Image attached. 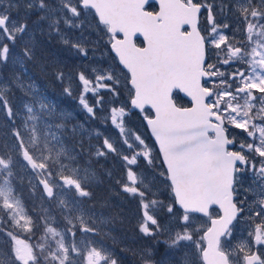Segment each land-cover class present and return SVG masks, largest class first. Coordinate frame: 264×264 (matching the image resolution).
<instances>
[{"label":"snow or ice","instance_id":"snow-or-ice-1","mask_svg":"<svg viewBox=\"0 0 264 264\" xmlns=\"http://www.w3.org/2000/svg\"><path fill=\"white\" fill-rule=\"evenodd\" d=\"M153 2L158 10L150 11ZM21 7L24 15L13 20L12 12ZM37 9V29L43 33L46 22L49 38L59 36L82 57L88 56L91 42L85 29L102 32L107 37L103 47L114 54L128 85L127 98L120 101L115 70L94 67L77 74L82 85L78 103L88 118L105 125L110 120L119 131L115 141L105 137L89 151L123 162L126 179L116 183L138 198V231L150 241L140 253L143 264H164L154 259L161 248L166 264H174L177 253L182 255L175 264H264V0H57L55 6L49 0H0V65L11 60L20 68L0 81V113L11 126L12 140L0 144V264H119L95 239L105 221L97 223L90 209L86 215L79 199L91 196L85 187L88 171L80 176L70 166L76 158L65 147L54 151L52 141L61 139L52 128L63 134L66 125L50 120L66 115L56 112L28 74L26 65L36 61L38 45L27 17ZM61 22L79 29L80 36H67ZM99 47L96 41L92 51ZM54 75L61 82L66 78L62 70ZM13 87L30 98L22 103L27 115L19 124L21 113L6 95ZM63 92L75 98L71 86ZM88 93L95 97L92 104ZM184 97L190 106L178 103ZM36 107L48 118L43 139ZM136 113L158 145L155 156L146 139L127 127V117ZM101 135L95 132L97 140ZM141 160L151 169L148 182L132 167ZM17 168L33 191L42 186L43 195L56 202L66 222L62 228L54 226L58 221L50 209L35 218L25 210L14 189V182L24 180ZM156 179L170 194L167 204L157 199ZM73 189L71 203L58 196ZM241 224L245 227L237 239ZM78 232L84 234L79 241Z\"/></svg>","mask_w":264,"mask_h":264},{"label":"trees","instance_id":"trees-1","mask_svg":"<svg viewBox=\"0 0 264 264\" xmlns=\"http://www.w3.org/2000/svg\"><path fill=\"white\" fill-rule=\"evenodd\" d=\"M152 9L154 10L155 6L153 8L152 5ZM36 14V12H33L27 17L29 23L31 21H36ZM23 15L24 9L21 7L18 18L20 19V17ZM35 40L38 45L37 59L36 61L29 62L26 65L31 80L36 84L39 93L47 98L48 102L54 104L56 107L60 105L65 106L64 111H74L73 109L78 99V93L81 91L80 86L73 88L75 98L65 95L63 89L67 87V85H65V82L55 79L54 71L62 70L63 72L69 71V73L78 74L82 70L87 71V68L85 69L83 65L84 62L78 61V58L71 53L70 49L60 42L59 36H53L52 38H49L47 35V28L45 27L43 33H35ZM138 43L140 42L138 41ZM108 55L110 57L112 56L109 52ZM112 60L115 62V65H117L115 58ZM13 70L19 72L20 68L18 65L13 66L11 60H9L7 64L0 65V77H2L5 81L8 80L9 74L12 73ZM6 95L11 100L14 111L20 110L18 102L22 97H27L15 87H13L10 92H7ZM178 103L182 104L183 106L188 105V103L183 99H179ZM87 119H89L88 115L83 114V112L74 113L73 122L83 120L87 121ZM56 121L66 122L60 118H58ZM90 123L92 122L87 123V125ZM10 132L11 126L7 121L6 115L0 113V144H3L4 142L9 144V140H11ZM66 134L67 132L64 131L63 135H60V137L68 142V146H70L72 142L74 143L73 151L76 152L72 153V156L76 158L74 162L77 164L75 165L77 166L79 164L84 166L86 164L87 167L95 170L96 173L95 178L90 180V184L86 185V189L91 193V196L84 197V207L86 208L87 205H89L96 215H108L109 218L116 219L120 228L122 225H128V227L130 225L131 227V225L135 224L137 219L135 215L136 210L133 207V204L129 201H126L123 195L119 192V186L114 180L115 176L112 178L111 175H108L110 160H112L113 155L110 154L107 157L97 158L94 154H91V152H94L95 147L98 144H102L101 136L99 140H97L96 136H92L88 140L81 138L84 146V150L81 151L80 138L78 136H68ZM91 143L93 145H91ZM90 146L91 152L89 151ZM17 189L18 191L16 194L20 196L26 211L33 215L38 191H31L28 188L22 186H18ZM165 204H167L166 200ZM37 235L39 236L40 233ZM119 238L120 242L115 244V251L113 253L115 258L118 259L119 264H143L140 258V253L141 250L148 243H150V241L147 239V242L141 244L139 243V238L137 235H134L131 238L120 235Z\"/></svg>","mask_w":264,"mask_h":264},{"label":"rangeland","instance_id":"rangeland-1","mask_svg":"<svg viewBox=\"0 0 264 264\" xmlns=\"http://www.w3.org/2000/svg\"><path fill=\"white\" fill-rule=\"evenodd\" d=\"M49 2L55 6L57 3V0H49ZM209 2H211V0H209ZM38 11L39 10L37 9L36 13H38ZM19 13H20V11H19ZM19 13L13 11L12 12V19L13 20H19V18H18ZM36 17H37V14H36ZM33 22L34 21H31L28 24L29 33H32L33 29H36L35 33L36 32L40 33V30L37 29V26ZM42 27L47 28V23L44 22L42 24ZM60 27H61V30L63 32H65V34L67 36H69L70 38L75 39V38L80 36V30L79 29L67 28L63 24V22H61ZM35 33H34V35H35ZM84 35L86 37H88V39L91 41L90 43H88L86 45V47H88V49H89L88 56L85 58V57L80 56L79 54H74L70 50L71 53L78 58V61L84 62L83 65H84L85 69L87 68V72H89V73H91L92 68H94V67L95 68H103L106 71L115 70L116 75L119 76V78H120L119 88L121 90L122 95L119 97V100L125 101L127 98L128 85L126 84L124 76L121 74L120 68L117 65H115V62L112 60L114 58L112 56L110 57L108 55V52H106L104 47H103L104 40H106L107 37L103 36V33L96 30L94 26H93V29L91 30V32H89L87 29H85ZM101 37H103V38L101 39ZM25 39H27V34L25 35ZM96 41L100 42L99 51L93 52L92 48L94 47ZM15 51L16 52L19 51V44H17ZM101 52L104 53L103 56H101ZM86 60H87V62H86ZM64 73L66 74V78H65L64 82H65V85H67V87L71 86L73 89V88L80 86V90H82V85H80V83H79V80L77 78V74L69 73V71H65ZM69 75H71L73 77L71 82L67 78ZM0 81H5V80L2 77H0ZM209 87H210V84H209ZM80 92L78 93V99H79ZM102 94L105 96L106 100L110 98L109 94L107 92H104L103 90H102ZM86 95L88 97V102L90 104L94 103L95 97L91 93H88ZM78 99H77V102L75 103V106L73 109L74 111H64L65 106H62V105L56 107L57 113L63 112L66 115V119H63L66 122L62 121L66 125V129L64 130L67 132L66 135H68V136L74 135V136H78L80 138V140H81V138H85L86 140H88L92 136H95V132L98 130L102 134L101 135V143L103 142V139L105 137H108V136L112 137V139L115 141L119 137V131H118V129H115L111 125L110 120H109L108 124H106V125L101 122V119H96V120L87 119V121H85L86 120V118H85V120H83V121L73 122L74 113L83 112V114H85V115L87 114L86 111L82 108V106L79 105ZM28 100H30L29 97H22L21 100L18 102L19 109H20L19 111H20L21 115L18 116V118H17L18 119L17 124L21 123V121L27 115L26 110H24L22 107V103L24 101H28ZM35 114L39 117L38 121L36 122L37 123V132H38V135H40L41 138L43 139V136H42L43 131H44L43 121L45 119H48V118L43 115V113L40 111V109L38 107L35 108ZM97 115H98V117L102 118L104 113L98 111ZM58 118H60V117L57 116L54 119H51L50 122H52L54 124L61 123L60 121H56ZM137 119L139 120V122ZM89 122H92V123L87 125V123H89ZM29 123L31 125V122H29ZM74 123H76V124H74ZM74 125L76 126V132L75 133L72 131V128ZM127 127L129 129H134L139 134H141L146 139V143L153 149V155L154 156L157 155L154 144L149 139L148 134L145 130V127L143 124V119L138 113L127 117ZM52 131L57 132V134H59L61 136L63 135L55 127L52 128ZM49 139H51V138L49 137ZM60 139H61V143H57L56 141H52V144L55 145L54 151L56 149H59L61 146H63L70 152L71 155H72V153L76 152V151H73V149H74V143L73 142L70 146H68V142L66 140L62 139L61 137H60ZM11 143H12V140H9V144H11ZM91 145H93V144L91 143ZM155 152H156V154H155ZM64 162L69 163V161H67V160H65ZM75 164H77V163L72 162L70 164V166L78 168L80 176L84 175L85 170H87L89 173V178L85 182V187H86V185L90 184V180L95 178V175H96L95 170L87 167L86 164L84 166H81L79 164L76 166ZM132 167L138 173V176L141 179H144L145 182H148L152 179L151 169L149 168V166L147 165V163L145 161L141 160L138 162V166H132ZM159 170L160 169H157V171H159ZM17 171L20 172V174L24 176V180H23L22 184H20L18 182H14L15 191L16 192L18 191V189H17L18 186H22V187L28 188L29 190L33 191V189L29 186L28 176L23 172V170H21L19 168H17ZM109 173H111L112 178L115 176V179H114L115 181L117 179H121V178L126 179V170L123 166V162L118 157H116L114 155H113L112 160H110ZM36 182L38 183V181H36ZM117 185L119 186V192L123 195L124 199L126 201L131 202L133 204V207L136 210L135 215H136L137 219H136L135 224L131 225V227H130V225H129V227H128V225H126V226L122 225L120 228L119 223L117 222L116 219L109 218L108 215H104V216H101L100 214L96 215L93 212L92 208L89 205H87V203H86V205H87L86 208L82 204V207L86 210V215H87L88 210L90 209L91 213H94V216L92 217V219H95L97 221V223H99L101 220L105 221L104 223L100 224V228L102 229V231L100 232L99 235L95 236V239L96 240H102L104 245L112 253H114V251H115V244L120 242V238H119L120 235H123L124 237H127V238H131L134 235H137V237L139 238V243L143 244V243L147 242L146 241L147 238L143 237L142 234H140L138 231V222L140 219V210L138 208V203H137L138 198L133 199L127 193H124L121 191V186L119 184H117ZM36 190L38 191V196L35 200V209L33 211V216L34 217L43 216L44 215L43 209H50L49 215L51 217H55L56 221H58V223L55 224L54 226L62 228L66 222L62 219V217L60 215V209L55 207L56 202H50L48 200V198L46 197V195H43L42 186H40ZM154 191H156V193H157V199L162 200L164 203H165V200L167 203L169 202L170 194L165 189L164 184L161 182L160 179L155 180ZM42 196H43V199L41 198ZM58 196L62 197L64 199H67L71 203L72 199L74 198V189L70 193H67L66 195L63 192L58 191ZM79 199L82 200V202H83L84 197L79 198ZM21 203H22V201H21ZM22 205L24 206L23 203H22ZM24 208H25V206H24ZM25 210H26V208H25ZM49 222L51 223L52 221L50 220ZM88 222L91 223V220H88ZM40 223L43 224V221L41 220ZM77 227L79 228L78 222H77ZM244 227L245 226L243 224H241L237 228V230H236L237 239H239L241 237V235H242L241 230ZM41 234H42V229H41L40 235ZM90 235L91 234H89V237H90ZM243 235H246V232L243 233ZM83 236H84V234L78 232V235L76 237L77 241H79ZM69 240H71V237H69ZM33 242H35V241H33ZM235 243H236V240H233L232 244L234 245ZM162 252H163V248H161L160 252H158L154 255V259L157 261H163L164 264H166L167 257L163 256L161 254ZM180 255H182V253H177L175 261L179 260ZM175 261H174V264H175Z\"/></svg>","mask_w":264,"mask_h":264},{"label":"water","instance_id":"water-1","mask_svg":"<svg viewBox=\"0 0 264 264\" xmlns=\"http://www.w3.org/2000/svg\"><path fill=\"white\" fill-rule=\"evenodd\" d=\"M151 4H153V5L156 7L155 10H158V4H156V3H154V2L151 3ZM137 40L140 42V45H142L143 38H142V37H139ZM136 42H137V41H136ZM112 55L114 56V54H112ZM180 96H183V94H180ZM183 99L186 100V101L189 103L188 106H190V101H189V99H188L187 97H184ZM186 107H187V106H186ZM143 123H144V126H145V128H146V131H147V133H148L150 139H151L152 142L154 143L155 148H156V150H157V152H158V151H159V149H158V145H156L154 138L151 136V132H150V130L148 129V127H147V125H146V122L143 121Z\"/></svg>","mask_w":264,"mask_h":264},{"label":"flooded vegetation","instance_id":"flooded-vegetation-1","mask_svg":"<svg viewBox=\"0 0 264 264\" xmlns=\"http://www.w3.org/2000/svg\"><path fill=\"white\" fill-rule=\"evenodd\" d=\"M205 16H206V13H205ZM204 26H206V22L205 23H202V27H204ZM210 62H214V60L213 61H210ZM209 84H210V87L213 86L211 83H209ZM209 84L207 85L208 87H209Z\"/></svg>","mask_w":264,"mask_h":264}]
</instances>
